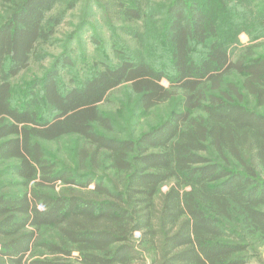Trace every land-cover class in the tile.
<instances>
[{
	"label": "trees",
	"instance_id": "16d2710c",
	"mask_svg": "<svg viewBox=\"0 0 264 264\" xmlns=\"http://www.w3.org/2000/svg\"><path fill=\"white\" fill-rule=\"evenodd\" d=\"M79 1L0 0V264H252L264 245V55L231 48L242 32L264 37V0H88L112 35L153 24L168 69L118 41L116 60L68 87L74 32L41 77L15 85L62 43ZM122 87L144 112L179 109L121 138L101 107ZM69 137L81 141L71 164L47 147Z\"/></svg>",
	"mask_w": 264,
	"mask_h": 264
},
{
	"label": "rangeland",
	"instance_id": "374dc122",
	"mask_svg": "<svg viewBox=\"0 0 264 264\" xmlns=\"http://www.w3.org/2000/svg\"><path fill=\"white\" fill-rule=\"evenodd\" d=\"M69 1L71 0H66L64 7H61L60 10L67 7ZM87 1H79L77 7L67 14L64 24L57 29V38L62 43L58 46L44 48L45 53L42 56L46 54L49 57H44L41 61H37V59L33 60L29 70L23 72L14 81L15 85L22 86L37 80L35 78L41 77L44 71L50 67L53 59L63 54L65 49L63 46L68 41V35L74 32L79 33L80 36H75L76 38L72 43L68 44L66 51L70 50V48L75 51L76 64L62 76L64 84L68 87L76 85L75 81L83 80L88 76L87 73L89 71L98 67L96 64H102L103 62L112 63L116 60L112 48H115L118 41L130 47L128 49L129 53H127L129 54L128 56H136V53H142V58L144 57L153 67L157 68L163 65L165 69H168L169 49L167 45L161 44L160 39H157L158 35L153 24H130L127 25L129 30L126 35L122 33L124 30L122 32L118 31L117 36L112 35L104 24L101 13H97L94 6H89ZM161 1L155 0L154 3H160ZM253 1L252 4H258V0ZM94 10L96 15L91 17L90 15L93 14ZM1 15L3 14L0 9V17ZM94 37H98L102 41L101 50L96 48L93 42ZM251 40L253 39L247 33H240L238 44L231 48L232 56L235 57L243 47H248L252 43L258 45L259 47L256 51L264 55V37L255 39L254 42H251ZM163 85L169 87L170 84L167 79L163 81ZM135 100L131 90L128 87H122L112 93L109 100L101 107V111L112 122L114 134L119 135L121 138H138L162 125L172 113L179 109L177 101L173 100L148 112H144L139 109L138 102ZM79 142L81 141L77 137H69L60 142L47 145V147L58 159H66L68 164H71L69 157ZM255 253V259L252 264H264V245L258 246Z\"/></svg>",
	"mask_w": 264,
	"mask_h": 264
}]
</instances>
